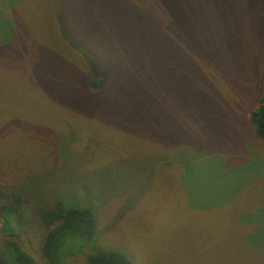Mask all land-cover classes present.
<instances>
[{
  "label": "rangeland",
  "instance_id": "rangeland-1",
  "mask_svg": "<svg viewBox=\"0 0 264 264\" xmlns=\"http://www.w3.org/2000/svg\"><path fill=\"white\" fill-rule=\"evenodd\" d=\"M262 102L264 0H0V163L45 169L44 202L93 211L64 264L89 247L264 264ZM9 229L44 264L43 230Z\"/></svg>",
  "mask_w": 264,
  "mask_h": 264
},
{
  "label": "trees",
  "instance_id": "trees-1",
  "mask_svg": "<svg viewBox=\"0 0 264 264\" xmlns=\"http://www.w3.org/2000/svg\"><path fill=\"white\" fill-rule=\"evenodd\" d=\"M89 77L95 87L98 76L91 69ZM249 119L255 126L256 135L264 142V102L250 112ZM27 168L25 163H0V234L9 236L0 244V264H6L5 251L8 249L16 261L26 264L30 261L14 241L15 235L9 229L11 220L18 224V230L28 224L40 227L43 230L40 253L44 264H64V244L71 239L86 245L93 235L91 205L67 203L64 199L44 202L40 187L47 171L40 168L27 171ZM83 264L131 263L117 250L89 247L83 254Z\"/></svg>",
  "mask_w": 264,
  "mask_h": 264
}]
</instances>
